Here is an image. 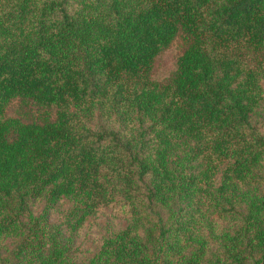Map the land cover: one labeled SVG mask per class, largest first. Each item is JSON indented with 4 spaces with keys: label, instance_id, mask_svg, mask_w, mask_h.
<instances>
[{
    "label": "trees",
    "instance_id": "obj_1",
    "mask_svg": "<svg viewBox=\"0 0 264 264\" xmlns=\"http://www.w3.org/2000/svg\"><path fill=\"white\" fill-rule=\"evenodd\" d=\"M0 264H264V0H0Z\"/></svg>",
    "mask_w": 264,
    "mask_h": 264
},
{
    "label": "rangeland",
    "instance_id": "obj_2",
    "mask_svg": "<svg viewBox=\"0 0 264 264\" xmlns=\"http://www.w3.org/2000/svg\"><path fill=\"white\" fill-rule=\"evenodd\" d=\"M185 50V43L181 37H178L169 48L161 53L154 61L151 69V78L160 82L167 79L175 70L178 58ZM44 113L33 105L28 103H20L19 101L11 102L6 110V116L9 118H20L24 123H30L32 120H42ZM104 222L100 223L103 226ZM91 239H86L84 243L85 250H93Z\"/></svg>",
    "mask_w": 264,
    "mask_h": 264
}]
</instances>
